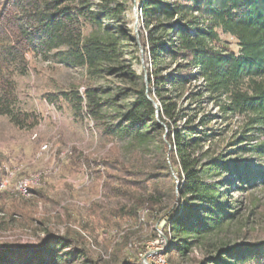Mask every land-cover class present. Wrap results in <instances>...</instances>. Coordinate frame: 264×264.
Segmentation results:
<instances>
[{
	"label": "trees",
	"instance_id": "trees-1",
	"mask_svg": "<svg viewBox=\"0 0 264 264\" xmlns=\"http://www.w3.org/2000/svg\"><path fill=\"white\" fill-rule=\"evenodd\" d=\"M131 3L0 0V116L20 129L39 124L36 112L18 106L15 78L28 74L31 58L43 57L85 70L89 78L83 92L70 88L52 94L50 101L68 104L77 117L89 116L104 138L126 139L130 151L147 155L155 149L153 160L131 164L114 145L94 163L103 166L104 189L118 206L95 203L96 223L63 235L46 230L47 238L33 246L0 240V264H101L90 255L82 232L121 228L123 220L140 227L123 231L107 264H141L130 249L132 240L145 228L157 238L159 222L173 242L168 264H185L196 246L234 221L235 193L264 188L259 160H264V0H140V40L150 61L142 75L121 62L125 30L107 26L120 24ZM222 35L234 38L238 50H231ZM108 75L127 85L117 123L108 120L112 96L93 84ZM208 103L218 108L216 115L204 113ZM234 117L244 118L247 135L229 144L243 145L228 152L214 144L224 129L209 124ZM243 154L258 160H240ZM5 177L0 164V185ZM29 191L42 198V192ZM6 194L0 191V202ZM5 211L0 204V213ZM142 211L147 213L141 223ZM190 262L264 264V242L221 243Z\"/></svg>",
	"mask_w": 264,
	"mask_h": 264
},
{
	"label": "rangeland",
	"instance_id": "rangeland-1",
	"mask_svg": "<svg viewBox=\"0 0 264 264\" xmlns=\"http://www.w3.org/2000/svg\"><path fill=\"white\" fill-rule=\"evenodd\" d=\"M139 5L140 0H132L122 22L118 25L108 23L107 26L114 30L118 27L125 30L126 38L120 37L123 49L121 62L142 75L147 72L150 61L146 58L140 40L144 24ZM221 37L231 50H238L234 38L224 35ZM15 80L18 106L29 112H36L40 116V122L32 130L20 129L8 117L0 116V164L6 171L0 191H7L0 202L6 208L5 213H0V240L33 246L40 238H47L46 230L63 235L67 229L81 231L83 223H96L98 219L93 209L95 203L104 207L118 206V200L104 189L103 166L94 163L107 157L110 148L117 146L122 159L131 164L153 160L155 149L152 148L147 155L130 151L126 139L116 138L111 141L104 138L101 129L89 116L77 117L68 104L49 100L52 94L70 88L79 87V92H83L84 85L89 82L85 70L66 68L46 58L37 57L31 58L28 74L17 76ZM93 84L112 96L114 105L107 106L108 120L119 122V108L127 102V85L120 78L111 75ZM196 84L193 82L192 87ZM204 113L216 115L218 108L208 103ZM209 127L224 129L223 135L216 137L214 143L219 149L235 152L243 145L228 146L245 136L244 118L234 117L229 121L215 119ZM256 136L251 139L254 143L257 142ZM209 145L204 149H208ZM248 159L258 160L252 154L240 156V160ZM26 181L30 185L24 193L19 186ZM30 188L42 192V198L36 199V195L29 191ZM233 196V210L238 213L234 221L196 246L187 261L201 258L210 251V247L221 243L236 246L264 242V188L235 193ZM16 210L23 214L12 215ZM146 213L142 211L141 223ZM120 225L121 228L113 230L95 227L91 234L82 232L86 247L94 260L101 264L110 263L114 242L119 240L123 231L130 227H140L128 220H123ZM164 226V222L154 226L157 238H152L148 228L138 232V236L133 238L130 249L139 257L141 264H159L161 258L167 262V252L172 248L173 242L166 235L163 241L160 239ZM187 261L185 260V264H193Z\"/></svg>",
	"mask_w": 264,
	"mask_h": 264
},
{
	"label": "bare ground",
	"instance_id": "bare-ground-1",
	"mask_svg": "<svg viewBox=\"0 0 264 264\" xmlns=\"http://www.w3.org/2000/svg\"><path fill=\"white\" fill-rule=\"evenodd\" d=\"M29 182L28 181H26V182H22L21 184H20V190L22 191V192H27V190H28V187H29ZM158 237V236H157ZM164 263L165 264H168L165 260H164Z\"/></svg>",
	"mask_w": 264,
	"mask_h": 264
},
{
	"label": "built area",
	"instance_id": "built-area-1",
	"mask_svg": "<svg viewBox=\"0 0 264 264\" xmlns=\"http://www.w3.org/2000/svg\"><path fill=\"white\" fill-rule=\"evenodd\" d=\"M160 239H162V241L165 239L163 234H162V238H160ZM144 261H145V260H144ZM159 264H165L163 258H161Z\"/></svg>",
	"mask_w": 264,
	"mask_h": 264
}]
</instances>
